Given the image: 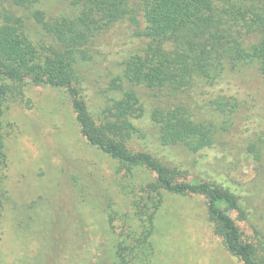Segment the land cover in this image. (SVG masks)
<instances>
[{
	"label": "trees",
	"instance_id": "obj_1",
	"mask_svg": "<svg viewBox=\"0 0 264 264\" xmlns=\"http://www.w3.org/2000/svg\"><path fill=\"white\" fill-rule=\"evenodd\" d=\"M66 1L72 14L48 18L36 8L41 0H0V222L11 197L5 149L11 124L4 123L5 108L24 101L28 85H49L69 91L82 135L118 163L119 191L127 205L122 211L112 199L107 203L111 243L78 230L82 246L67 258L82 253L80 264H152L157 215L165 194L172 193L205 198L207 217L226 248L243 264H264L259 229L253 226L254 235H246L229 212L236 209L249 219L239 191L227 182L188 180L152 152L130 147L134 136L144 135L132 121L143 114L137 93L123 90L96 118L77 68L99 50V36L125 24L127 35L141 42L122 61L124 77L146 86L157 101L152 118L160 128L161 145L180 144L201 153L219 144L226 148L223 138L244 133L241 144L262 170L264 125L248 132L244 124L254 117V106L232 91L230 78L253 69L264 81V0ZM6 2L32 9L31 17L47 36L34 42L24 17ZM115 86L122 89L116 80ZM194 106L201 110L194 112ZM4 259L0 253V264Z\"/></svg>",
	"mask_w": 264,
	"mask_h": 264
},
{
	"label": "rangeland",
	"instance_id": "obj_2",
	"mask_svg": "<svg viewBox=\"0 0 264 264\" xmlns=\"http://www.w3.org/2000/svg\"><path fill=\"white\" fill-rule=\"evenodd\" d=\"M5 5L24 17L34 42L47 36L31 17L32 9L17 8L8 2ZM36 8L44 10L48 18L73 12L66 0H41ZM139 42L129 37L125 24L119 22L99 36L102 52L94 51L92 59L78 62L83 94L92 115L99 118L105 106L113 98H120L123 90H134L143 114L132 121L144 135L134 136L129 146L152 152L163 163L180 169L188 180L233 186L242 196L249 219L236 209L229 212L246 235H254L253 226L259 229L262 251L264 169H259L245 144H241L245 134H230L223 138L226 148L219 144L201 153L180 144L161 145L160 128L152 118L157 101L146 86L124 77L122 61L137 50ZM230 79L232 91L240 92L254 106V117L244 124L250 133L264 125V81L253 69L233 74ZM115 80L122 89L115 86ZM194 108V112L201 110ZM3 119L11 124V134L5 139L9 160L6 184L11 197L0 222L4 263L80 264L82 253L75 258L65 255L82 246L78 230L111 243L107 203L112 199L117 209H127L119 191L118 163L82 135L69 91L30 84L25 88L24 101L10 102ZM164 201L157 215V257L152 264H243L214 232L205 198L166 193Z\"/></svg>",
	"mask_w": 264,
	"mask_h": 264
}]
</instances>
